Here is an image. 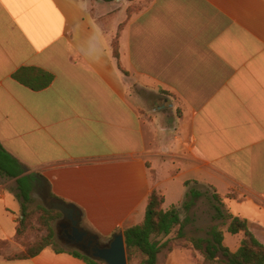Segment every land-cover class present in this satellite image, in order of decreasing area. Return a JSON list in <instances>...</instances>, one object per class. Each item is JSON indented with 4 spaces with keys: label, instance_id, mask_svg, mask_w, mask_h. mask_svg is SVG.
<instances>
[{
    "label": "crops",
    "instance_id": "obj_1",
    "mask_svg": "<svg viewBox=\"0 0 264 264\" xmlns=\"http://www.w3.org/2000/svg\"><path fill=\"white\" fill-rule=\"evenodd\" d=\"M22 67L55 82L32 91L13 79ZM124 78L168 95L172 133L161 115L147 124ZM0 143L102 241L143 223L153 190L169 210L197 182L264 243V0H0ZM17 194L0 176V241L12 245ZM229 235L236 252L243 236ZM71 252L0 264H88ZM196 261L175 248L164 264Z\"/></svg>",
    "mask_w": 264,
    "mask_h": 264
},
{
    "label": "trees",
    "instance_id": "obj_2",
    "mask_svg": "<svg viewBox=\"0 0 264 264\" xmlns=\"http://www.w3.org/2000/svg\"><path fill=\"white\" fill-rule=\"evenodd\" d=\"M112 1V0H104ZM123 28L121 26L120 30ZM119 30V32H120ZM117 44H113V56L117 62L119 70L128 75L121 62L119 33L115 38ZM116 43V41H115ZM13 79L20 85L40 92L48 89L55 82V75L37 67H22L13 74ZM27 167L17 158L11 155L0 143V176L6 179H16L18 185V199L22 202V219L20 221L17 238L33 229L32 220L34 215L29 212L28 205L33 201L32 195L35 187L43 181H47L41 174H29ZM43 184V183H42ZM193 184V185H192ZM188 188L185 200L180 207L173 206L169 210H164L165 197L156 190H153L146 210L143 223L124 231V238L127 253L137 251L144 256L140 264H160L161 257L173 251L171 241L167 239L175 234L176 241L185 240L186 246L196 253H200L208 264H264V243H262L251 229L248 220L241 219L229 213L226 208L225 198L219 195L215 189L206 187L202 191L197 182H186ZM205 188V187H203ZM213 193L210 194V191ZM228 195L227 198H230ZM205 198L209 201L214 213L212 219L227 225V232L231 235H243L241 245L236 252H232L225 244V232L214 226L207 231L206 236L189 237L185 232L189 222V213L197 206L199 200ZM41 226L46 234L34 243L25 247L24 252L13 257H6L8 260H26L35 258L47 248L55 245V230L51 221L61 212L40 207L39 212ZM186 214V219H182V214ZM166 239V240H165ZM88 264H105L102 261L85 256L82 253L71 252Z\"/></svg>",
    "mask_w": 264,
    "mask_h": 264
},
{
    "label": "rangeland",
    "instance_id": "obj_3",
    "mask_svg": "<svg viewBox=\"0 0 264 264\" xmlns=\"http://www.w3.org/2000/svg\"><path fill=\"white\" fill-rule=\"evenodd\" d=\"M117 38V36L115 37ZM114 38L113 44H117V41ZM116 41V43H115ZM113 44H112V49H113ZM124 81L126 82L125 84L128 86V92H129V97L131 102H136L142 104L144 108V112L147 117V124L149 125L150 123L154 122V120L157 118V115H161L164 117L165 120V125L169 129V132H173L174 128V123H173V116L171 117L172 113V108L170 105H172V101L168 98V95H166L163 92L157 93V91H152L149 88L141 87L138 83H136L133 79H127L124 78ZM58 86H61L59 84ZM34 94V93H33ZM33 96H39V95H33ZM37 98V100H39ZM163 106H166V108H163ZM157 123H155L156 125ZM14 183V181H13ZM45 189L46 186L39 184L35 187L34 193L32 195L33 201L30 205H28L29 212L34 215V218L32 220L33 224V229L26 232L24 235H22L18 240L15 242L14 245L8 243V242H2L0 241V255H4L6 257H13L16 255L21 254L24 252L25 247L28 246L31 243H34L37 241L39 238L43 237L46 232L45 229L41 226V221L43 219L40 218L39 212L40 207H46L45 204ZM202 191L206 190L205 188H200ZM213 193V190L210 191V194ZM227 211V207L225 208ZM213 209L205 198L199 200L197 206L189 213V216L192 218L194 217V224L188 229H185V232L189 237L191 236H206V233L208 230H210L214 226H219L224 232H227V225H224L222 222H217L212 219L213 216ZM182 217H186V214L183 213ZM63 216L62 215H57L54 220L51 221V225L53 226L55 230V245L54 248L56 250H65L67 249L63 244L59 242L58 239V223L62 221ZM189 226V225H187ZM200 230H202L200 232ZM190 232V233H189ZM200 232V233H199ZM175 234L171 235L167 241H171V246L173 248V251L175 248H183L190 250L189 248L185 247L186 246V241L185 240H174L175 239ZM240 236H243L242 234ZM232 237L237 238V236L234 235H229V238L231 239ZM260 240V239H259ZM103 242H108L103 241ZM226 244V243H225ZM227 246V244H226ZM69 250V249H67ZM69 251H76L79 252L78 250H69ZM172 251V252H173ZM170 252L169 254H164L161 257L160 264H164L165 260L168 258V256L172 253ZM81 253V252H79ZM194 253V257L197 260V264H208L204 260V257L200 253ZM128 255V264H135L138 263L141 259V255L137 251H132Z\"/></svg>",
    "mask_w": 264,
    "mask_h": 264
},
{
    "label": "water",
    "instance_id": "obj_4",
    "mask_svg": "<svg viewBox=\"0 0 264 264\" xmlns=\"http://www.w3.org/2000/svg\"><path fill=\"white\" fill-rule=\"evenodd\" d=\"M163 108H166V106H163ZM45 200L49 209L61 212L72 222L80 240L88 236L87 232L79 228L81 225V214L74 206L54 200L47 195H45ZM90 246H92V254H84L85 256L102 261L105 264H128L127 247L122 233L115 234L105 246H100L95 242H90Z\"/></svg>",
    "mask_w": 264,
    "mask_h": 264
},
{
    "label": "flooded vegetation",
    "instance_id": "obj_5",
    "mask_svg": "<svg viewBox=\"0 0 264 264\" xmlns=\"http://www.w3.org/2000/svg\"><path fill=\"white\" fill-rule=\"evenodd\" d=\"M57 227L59 230V242L63 244L67 249L78 250L79 252L85 255L92 254V246H90V242L98 243L100 246H105L110 242H103L96 235L82 229L81 225L79 226L80 230L87 232L88 236L83 238V240H80L79 235L75 231V227L65 215H63L62 221L58 223ZM94 239L96 240L94 241Z\"/></svg>",
    "mask_w": 264,
    "mask_h": 264
}]
</instances>
